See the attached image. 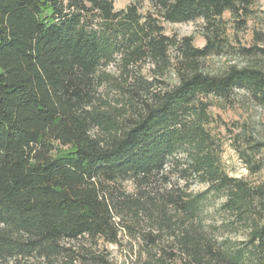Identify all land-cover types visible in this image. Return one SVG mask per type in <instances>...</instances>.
Listing matches in <instances>:
<instances>
[{"label": "trees", "instance_id": "trees-1", "mask_svg": "<svg viewBox=\"0 0 264 264\" xmlns=\"http://www.w3.org/2000/svg\"><path fill=\"white\" fill-rule=\"evenodd\" d=\"M148 2L0 0V264H264V182L228 175L207 129V97L264 100V71L201 65L224 47L223 14L243 28L255 0ZM199 18L202 47L164 32Z\"/></svg>", "mask_w": 264, "mask_h": 264}, {"label": "rangeland", "instance_id": "rangeland-1", "mask_svg": "<svg viewBox=\"0 0 264 264\" xmlns=\"http://www.w3.org/2000/svg\"><path fill=\"white\" fill-rule=\"evenodd\" d=\"M132 2L138 5L142 14L151 9L148 0H113V6L116 10H120ZM252 9L253 13L243 28H236L228 12L223 14L224 47L218 54L209 55L201 61L203 69L217 73L231 65L237 67L253 65L264 71V55L260 52L246 53L243 50L253 45L264 47V0H255ZM162 25L168 35H176L178 38L191 36L193 44L197 47H202L205 43L202 36L203 21L200 18L187 22L162 21ZM149 65L146 62L142 68V73L146 76L152 75ZM108 70L113 72L114 68L109 66ZM207 99L211 103L207 129L212 133L215 141L220 143V161L224 171L230 176L243 179L250 186L264 182V100L244 88H235L225 97L208 96ZM253 144L256 146L250 147ZM61 150L63 148L58 147L57 151ZM246 155L250 156L251 164L245 162ZM255 166L257 169L253 168ZM179 182L183 184L182 180ZM126 187L130 189V183H126ZM205 187L206 185L202 183L191 184L193 191H201ZM224 196L222 192H210L207 195L203 204L206 221H214L216 225H220L223 219L220 206ZM237 230L239 231L235 234H230L233 239L243 237V232H240L241 227H237ZM105 246L118 263L129 259L124 249L112 244Z\"/></svg>", "mask_w": 264, "mask_h": 264}]
</instances>
